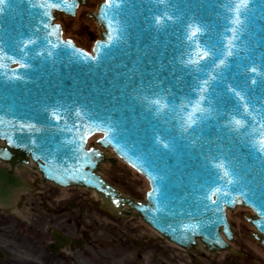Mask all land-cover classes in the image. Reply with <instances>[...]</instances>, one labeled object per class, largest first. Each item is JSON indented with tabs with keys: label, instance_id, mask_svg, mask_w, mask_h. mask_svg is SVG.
<instances>
[{
	"label": "water",
	"instance_id": "obj_1",
	"mask_svg": "<svg viewBox=\"0 0 264 264\" xmlns=\"http://www.w3.org/2000/svg\"><path fill=\"white\" fill-rule=\"evenodd\" d=\"M76 2L78 7L50 10L53 19H44L62 30L58 39L49 37L53 43L71 41L77 51L66 45L52 49L41 41L26 50L28 69L10 61L0 68V117L15 123L33 119L43 129L29 134L8 123L0 124V160L10 165H0V205H11L18 191L28 186L15 168L33 160L45 181L92 189L120 215L140 216L168 240L189 251H196L201 242L212 252H234L231 244L234 228L228 211L238 207L253 211L244 215L257 228L252 235L264 245V217L258 215L259 204L264 200V165L255 146L259 134L264 132L260 128L264 123V0H248V12L241 17L243 25L237 26L243 34L236 36V47L232 49L228 41L235 33L226 30L234 27L230 21L235 0H166L165 4L155 0H124L122 7L115 10L113 25L127 29L130 43H122L111 52L98 48L107 41L108 20L113 16V10L105 8V0H97L98 9L87 13L100 25L101 35L99 38L95 35L92 52L81 48L75 38L64 37L63 25L56 21L58 15L76 17L80 6L88 5L90 0ZM161 14L172 16L175 22L155 27L151 18ZM40 19L39 10L30 8L27 0H8L0 14V46L11 50L29 36L47 35V29L34 31ZM195 26L205 33L199 38V48L210 45L217 57L216 63L208 60L198 69L195 65L184 66L190 59L199 58L196 43L186 35ZM37 50L52 51L53 57L47 54L36 57ZM229 50L235 54L229 56ZM81 52L99 55L100 60L89 62ZM220 58L224 59V66L218 67ZM252 67L258 71L252 73ZM17 74L23 79H9ZM205 80L207 92L201 87ZM232 89L244 97L251 113L243 117L248 126L239 132L233 131L229 123L241 117L244 101ZM153 95L166 99L169 107L164 111L151 108L144 98ZM205 95L211 118L202 117L199 125L189 128L186 117L191 108L184 105ZM61 110L69 127L74 122L87 125V129H80L90 133L83 147L85 151L95 149L99 154L92 157L95 167L86 169L90 177H95L91 182L56 178L64 169H73L81 163L63 144L70 138L79 144L77 129L73 128L71 133L60 131L65 123L57 125L47 114ZM76 111L82 113L81 118L74 116ZM98 133L102 136L89 144V139ZM5 134L14 138L13 145H9ZM32 139L36 140L35 145ZM161 140L169 143L171 151L159 148L157 142ZM107 149L149 179L151 188L146 199L122 191L100 173L103 162L117 164L116 157L107 156ZM217 159L226 164L230 161L229 166L235 168L237 175L232 177L236 181L233 185L217 181L232 196L212 205L203 196L209 177L215 179L218 175L211 167ZM154 188L164 193L159 200L149 196ZM117 199L119 206L113 203ZM230 199L237 202L229 203ZM218 207L222 211H216ZM197 224L200 227L195 234L183 230Z\"/></svg>",
	"mask_w": 264,
	"mask_h": 264
},
{
	"label": "flooded vegetation",
	"instance_id": "obj_2",
	"mask_svg": "<svg viewBox=\"0 0 264 264\" xmlns=\"http://www.w3.org/2000/svg\"><path fill=\"white\" fill-rule=\"evenodd\" d=\"M139 231L88 193L34 183L0 207V264H137L160 243Z\"/></svg>",
	"mask_w": 264,
	"mask_h": 264
},
{
	"label": "snow or ice",
	"instance_id": "obj_3",
	"mask_svg": "<svg viewBox=\"0 0 264 264\" xmlns=\"http://www.w3.org/2000/svg\"><path fill=\"white\" fill-rule=\"evenodd\" d=\"M124 0H105V8L106 9H112L113 10V16L112 19L108 20V28L109 32L107 35V41L104 44H99L98 48L100 49H107L109 52L114 47H118L120 44H129V36L127 33V29L123 28L122 26H114L113 20L115 19L116 9H120L123 5ZM158 4H165L166 0H155ZM170 2V0H168ZM27 3L29 4L30 8H34L39 10V13L41 15V19L39 21V26H37L34 31L39 33L41 31V28L47 29V35L40 36L39 38H34L32 36H29L27 40H21L18 44H14L11 47V50L0 46V68H3L5 66L4 62L10 61L16 64H19L21 69H28L30 67V64L27 63V52L26 50L39 44L41 41H46L48 45L51 46L52 49L59 50L61 49L62 45H66L68 47H71L73 51H77L75 48V45L72 44L71 41H60V43H53L52 39H49V37L53 38H59L60 35H62V30L59 25L51 26L49 23L45 22L44 18H47V20L53 19L50 10H63L68 9L71 10L73 8L78 7V3L76 0H72L70 3V0H27ZM8 0H0V14H3L4 8L7 6ZM231 11L233 13V18L231 19L230 23L234 26L232 28L227 29L226 31L233 32L235 35H233L232 39L228 41L229 49L235 48V40L237 35H242V31L239 27L243 25V20L241 19L242 16H246L248 12V0H235L231 7ZM103 15H107V12L103 13ZM154 22V26L157 28H163L166 27L168 23H174L172 16L161 14L158 16H153L151 18ZM189 28H192V26H189ZM113 32L116 33V35H113ZM187 39L194 41L198 47L197 56L198 59H190L187 63L184 64L185 67H190L191 65H195L197 69L201 65L202 62H206L208 60H212L213 63H216L217 57L215 55V49L210 46L206 45L204 48H199V43L201 37L205 35L204 32L201 31L199 26H195L193 30H190L187 34ZM45 54H47V57L51 58L53 57L52 51H41L37 50L35 52L36 57H44ZM235 53L231 50H229L228 55L233 56ZM81 55L84 56L86 60L89 62L92 61H99L100 56H89L85 53L81 52ZM114 58V57H113ZM217 66H224V59L220 58L219 63ZM132 71H135L134 69ZM258 70L256 67L251 68L252 73H256ZM7 75V74H5ZM135 77H130V79H134ZM9 79L14 80H21L23 77L20 75H15L13 77H9ZM252 83H256L255 79L252 80ZM208 84V81H204V85H202V89L207 92L206 85ZM232 92L239 97L241 101H244L243 108L244 112L241 114L240 118H233L229 126L232 127L233 131L239 132L242 129L246 128L247 120L244 119V116H250L251 113L248 111V104L244 100V97L241 96L239 92H237L235 89H232ZM145 102L151 107L155 108L156 111H164L169 107V103L166 99H162L159 95H153L152 97H145ZM207 104V96H198L196 100L189 101L188 104L184 105L185 108H188L190 106L191 110L189 115L186 117L188 127L194 128L197 125H199L202 122V117L211 118L210 117V109L206 107ZM51 120L55 122V124L59 125L61 122L65 123V127L61 128L60 131H67L69 133L72 132L73 128L77 129V132L79 134V144L76 139L70 138L65 141H63V144L67 146L75 155V158L81 163L73 168V169H64L63 174L60 176H57L56 178L58 180H85L86 182H91L92 179H95V177H90L86 169L94 168L95 163L92 157L94 155H99L95 152V149H91L88 151H85L83 144L86 142V140L89 138L90 133L80 132V129H87V125L82 123H73L71 127H69L66 123L67 116L64 114V112L61 111H50L47 113ZM74 116L78 119L82 117V113L80 111H76L74 113ZM8 123L12 128L17 129V131L21 133H39L42 132L43 129L38 126L37 122L33 119L28 120H20L19 123H15L13 121H5L3 117H0V124ZM260 128L264 129V123L260 124ZM5 139H7L9 145H13L15 143V140L12 136H9L8 134H5ZM31 143L33 145L36 144V140L32 139ZM158 146L160 149L164 150L165 152L171 151V147L169 143L164 142L163 140L158 141ZM257 152L261 155L262 160L261 163L264 165V132L259 134V139L255 143ZM82 154V155H81ZM230 161L226 164L222 160L217 159L216 162L211 163L212 169L215 170V172L218 174L215 179H213L211 176L209 177V181L207 182V192L204 194L203 199L210 201L212 205H219L222 198H229L232 196L231 191H226L224 189L223 185H218V180H224L227 185H233L236 183L232 177L237 175V172L234 167H230ZM102 183V182H101ZM101 191H104L103 188H101ZM111 195V194H109ZM164 195V193L159 188H154L152 192L149 193L150 197L155 196L157 200H159L160 196ZM246 195V194H245ZM229 203L235 204L237 201L235 199L228 200ZM113 203H115L117 206L120 205V201L114 200ZM207 207V205L205 206ZM260 211L258 212V215L264 217V200H261L259 204ZM216 211H222L221 208H217ZM199 225H194L191 227L186 226L183 230L185 232H192V234H195L199 230Z\"/></svg>",
	"mask_w": 264,
	"mask_h": 264
},
{
	"label": "rangeland",
	"instance_id": "obj_4",
	"mask_svg": "<svg viewBox=\"0 0 264 264\" xmlns=\"http://www.w3.org/2000/svg\"><path fill=\"white\" fill-rule=\"evenodd\" d=\"M97 0H92L88 6H82L80 12L76 17L68 18L61 15L59 20L64 26V34L75 38L79 43L87 48L93 46V39L91 35L99 34L96 22L89 19L87 13L94 10L97 5ZM107 178L112 182L122 186L126 190L143 197L147 191V179L135 172L127 163L120 161L118 165L114 166L108 163L103 170ZM73 191V190H72ZM79 191V190H77ZM244 212H249L246 208H239L230 214L232 223L236 228V241L237 249L243 252L242 257H234L229 253H219L213 259L203 258L198 256L196 259L200 264H264V247L259 243L250 233V228H253L249 222L244 218ZM138 223L140 227V236H145L149 242H161L155 232L143 224L140 220H131ZM172 249V248H171ZM142 260L137 261V264H188L189 257L185 256L184 251L177 247V252L170 250L169 245L165 242L156 243L151 247H146L142 251ZM174 255V256H173ZM187 258V260H186ZM196 264V262H190Z\"/></svg>",
	"mask_w": 264,
	"mask_h": 264
},
{
	"label": "bare ground",
	"instance_id": "obj_5",
	"mask_svg": "<svg viewBox=\"0 0 264 264\" xmlns=\"http://www.w3.org/2000/svg\"><path fill=\"white\" fill-rule=\"evenodd\" d=\"M81 8H82V7H81ZM65 36H66V35H65ZM99 136H100V134H96V135H94L93 137L90 138V141H92V140L94 141V140L97 139V137H99ZM146 185H147V183H146ZM239 208H244V209H245V207H238L236 210H238ZM246 209L248 210L249 208H246ZM236 210H235V211H236ZM235 211H234V212H235ZM231 213H232V212H230V214H231Z\"/></svg>",
	"mask_w": 264,
	"mask_h": 264
}]
</instances>
